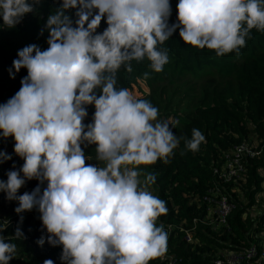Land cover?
Here are the masks:
<instances>
[{
    "label": "clouds",
    "instance_id": "clouds-1",
    "mask_svg": "<svg viewBox=\"0 0 264 264\" xmlns=\"http://www.w3.org/2000/svg\"><path fill=\"white\" fill-rule=\"evenodd\" d=\"M38 3L0 0L2 25L14 28ZM70 9L75 22L65 14ZM170 15V0H61L47 18V49L26 46L13 61L27 76L0 105V137L13 139L23 165L0 181V192L18 204L17 215L37 209L47 243L62 248L61 264H149L167 252L168 233L156 221L168 209L147 190L155 176L145 174L143 187L139 177L141 166L167 164L180 138L149 101L115 86L120 67L130 71L132 61L146 58L162 71L168 50L157 46L177 28L184 44L217 56L238 54L252 29L264 31V0H179L177 23L169 25ZM102 19L107 27L97 33ZM89 105L94 114L85 125ZM204 141L193 129L185 147L195 152ZM82 145H95L104 166L86 163ZM10 159L0 151V163ZM33 179L37 187L18 195ZM13 237L23 239L19 228ZM15 252L0 236V264Z\"/></svg>",
    "mask_w": 264,
    "mask_h": 264
},
{
    "label": "trees",
    "instance_id": "trees-1",
    "mask_svg": "<svg viewBox=\"0 0 264 264\" xmlns=\"http://www.w3.org/2000/svg\"><path fill=\"white\" fill-rule=\"evenodd\" d=\"M178 3L170 0L169 25L177 23ZM60 7L61 0H40L14 28H6L0 21V105L19 91L21 79L27 76L26 69L15 72L12 68L18 51L32 44L41 51L47 49V18ZM65 14L75 22L74 9ZM106 27L102 19L96 32L102 33ZM157 47L168 50V63L162 71H153L146 58L134 60L130 71L122 65L116 72L115 86L129 90L140 82L147 92L135 99L149 101L158 110L157 119H169L170 129L180 138L167 164L158 160L154 165L141 166L143 179L147 173L155 176V183L149 186L168 209L156 221L168 233L165 255L173 254L177 264H214L225 251L251 244L259 248L264 241V211L250 216L248 210L264 183L259 172L264 170V31L252 29L238 54L234 51L217 56L213 50L186 45L179 37V28ZM93 114L94 107L87 106L85 125L92 122ZM193 129L205 136L195 152L185 147ZM242 142H255L261 148L260 154L246 159L241 179L218 183L212 168L219 167L225 154ZM82 147L87 161L97 160L95 145ZM13 148L11 137H0V151L11 156L0 163V181H6L10 170H19L23 165ZM37 185L35 179L27 181L18 195L32 192ZM40 187L42 192L46 183ZM214 188L227 194L233 204L224 226L215 227L206 218L212 203L204 197H211ZM237 192L242 193L246 203L240 201ZM16 207L15 201L6 200L0 192V236L16 245L10 264H43L46 259L61 264L62 248L47 243L48 234L37 209L17 215ZM17 228L23 239L13 237ZM186 232L191 242L185 241ZM41 237L45 238L43 246L37 244ZM149 264L167 263L161 256Z\"/></svg>",
    "mask_w": 264,
    "mask_h": 264
},
{
    "label": "built area",
    "instance_id": "built-area-1",
    "mask_svg": "<svg viewBox=\"0 0 264 264\" xmlns=\"http://www.w3.org/2000/svg\"><path fill=\"white\" fill-rule=\"evenodd\" d=\"M255 142H242L235 145L224 156V160L219 167H213L212 173L216 176L218 183L233 182L241 179L247 158L256 157L260 154L261 148L253 144ZM208 203L206 218L213 226H224L226 218L233 208V204L228 200V195L222 193L218 188H214L211 197H204ZM186 242L192 239L188 232L184 235ZM167 264H177L173 254L162 256ZM264 264V241L259 248L251 244L242 249L228 250L223 252L220 258L214 261V264Z\"/></svg>",
    "mask_w": 264,
    "mask_h": 264
},
{
    "label": "rangeland",
    "instance_id": "rangeland-1",
    "mask_svg": "<svg viewBox=\"0 0 264 264\" xmlns=\"http://www.w3.org/2000/svg\"><path fill=\"white\" fill-rule=\"evenodd\" d=\"M129 92L133 95L134 98H138L142 96L145 92H147V89L140 82H138L137 85L131 86V88L129 89ZM162 122H166L168 124L170 123L169 119H162ZM253 144L255 145V143ZM86 163L96 164L98 167L104 166L103 162L99 160H89L88 159ZM259 172L262 176H264V170H260ZM139 179L141 181V186L143 187L144 179L141 176L139 177ZM147 190L150 191L153 195H155L153 189L149 185L147 186ZM237 193L241 199L240 201L243 203H246L242 193L240 192H237ZM262 210L264 211V183H263L262 191L256 197L255 204L248 210V212L250 216H255L258 214L259 211H262Z\"/></svg>",
    "mask_w": 264,
    "mask_h": 264
}]
</instances>
